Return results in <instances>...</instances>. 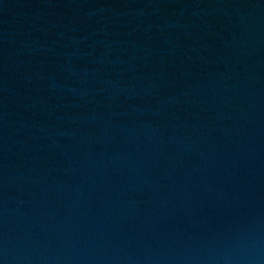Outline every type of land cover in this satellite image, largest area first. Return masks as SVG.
Instances as JSON below:
<instances>
[{
	"label": "water",
	"instance_id": "95a60500",
	"mask_svg": "<svg viewBox=\"0 0 264 264\" xmlns=\"http://www.w3.org/2000/svg\"><path fill=\"white\" fill-rule=\"evenodd\" d=\"M0 264H264V0H0Z\"/></svg>",
	"mask_w": 264,
	"mask_h": 264
}]
</instances>
